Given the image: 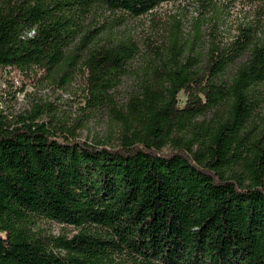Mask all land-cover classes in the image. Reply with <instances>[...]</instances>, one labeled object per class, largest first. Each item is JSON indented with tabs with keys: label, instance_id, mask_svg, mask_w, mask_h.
Here are the masks:
<instances>
[{
	"label": "trees",
	"instance_id": "1",
	"mask_svg": "<svg viewBox=\"0 0 264 264\" xmlns=\"http://www.w3.org/2000/svg\"><path fill=\"white\" fill-rule=\"evenodd\" d=\"M168 1L0 0V71L79 74L89 110L115 109L138 46L82 34L73 12L139 17ZM177 23L114 144L58 133L39 103L15 120L0 107V264H264V40L248 27L185 53ZM36 217L78 233L41 236Z\"/></svg>",
	"mask_w": 264,
	"mask_h": 264
},
{
	"label": "rangeland",
	"instance_id": "2",
	"mask_svg": "<svg viewBox=\"0 0 264 264\" xmlns=\"http://www.w3.org/2000/svg\"><path fill=\"white\" fill-rule=\"evenodd\" d=\"M73 14L83 28L81 33L98 32L95 40L100 43L113 38L134 40L138 46L118 86L110 91L115 109L106 102L99 109L89 110L83 97V77L77 74L71 82L62 81V70H56L49 77L37 75L31 80L0 71V98H3L0 107L15 120L18 114L31 111L34 104H42L43 119L56 124L58 133L75 127L80 139L92 142L100 138L112 144L116 142L121 125L117 118L119 111H124L131 97L141 90L149 77L148 71L167 56V47L179 20L185 53L192 51V47L195 52L204 53L214 41L228 44L248 27L252 28L254 37L264 40V1L259 0H172L139 17L110 11L101 5L92 7L86 16L77 9ZM259 87L264 93V83ZM179 101L183 104L185 96L180 95ZM261 117H264V101L254 113V123H259ZM33 229L44 237L71 238L78 233L74 226L41 217L35 218ZM128 258L124 256L120 260L129 263Z\"/></svg>",
	"mask_w": 264,
	"mask_h": 264
}]
</instances>
